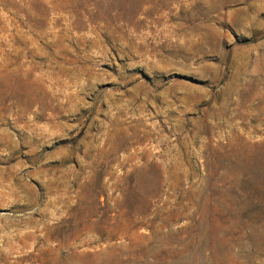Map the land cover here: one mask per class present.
<instances>
[{
  "label": "rangeland",
  "instance_id": "374dc122",
  "mask_svg": "<svg viewBox=\"0 0 264 264\" xmlns=\"http://www.w3.org/2000/svg\"><path fill=\"white\" fill-rule=\"evenodd\" d=\"M0 264H264V0H0Z\"/></svg>",
  "mask_w": 264,
  "mask_h": 264
}]
</instances>
